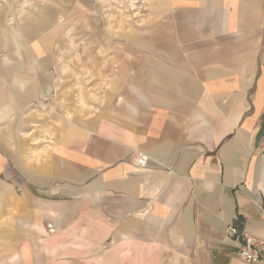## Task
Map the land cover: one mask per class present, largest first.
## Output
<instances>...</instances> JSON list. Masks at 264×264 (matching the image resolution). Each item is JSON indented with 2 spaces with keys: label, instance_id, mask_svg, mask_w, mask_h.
Returning <instances> with one entry per match:
<instances>
[{
  "label": "crops",
  "instance_id": "1",
  "mask_svg": "<svg viewBox=\"0 0 264 264\" xmlns=\"http://www.w3.org/2000/svg\"><path fill=\"white\" fill-rule=\"evenodd\" d=\"M55 1L0 39V264H246L264 0H146L138 25Z\"/></svg>",
  "mask_w": 264,
  "mask_h": 264
},
{
  "label": "rangeland",
  "instance_id": "2",
  "mask_svg": "<svg viewBox=\"0 0 264 264\" xmlns=\"http://www.w3.org/2000/svg\"><path fill=\"white\" fill-rule=\"evenodd\" d=\"M50 1L56 3L55 0H0V39L5 32V26L12 24L14 28L17 23L33 22V16L35 17L38 13H42L38 8L42 4H51ZM87 1L104 16L108 23L113 25L118 23L133 24L134 22L138 25L145 22L148 18L146 0ZM127 28V31L131 33L132 28Z\"/></svg>",
  "mask_w": 264,
  "mask_h": 264
},
{
  "label": "built area",
  "instance_id": "3",
  "mask_svg": "<svg viewBox=\"0 0 264 264\" xmlns=\"http://www.w3.org/2000/svg\"><path fill=\"white\" fill-rule=\"evenodd\" d=\"M138 162L141 168L148 167V158L138 154ZM233 234L242 239V246L239 250L241 260L246 264H264V237L255 238L241 233L237 228H232Z\"/></svg>",
  "mask_w": 264,
  "mask_h": 264
}]
</instances>
